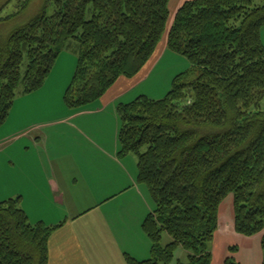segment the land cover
Wrapping results in <instances>:
<instances>
[{
    "label": "trees",
    "instance_id": "1",
    "mask_svg": "<svg viewBox=\"0 0 264 264\" xmlns=\"http://www.w3.org/2000/svg\"><path fill=\"white\" fill-rule=\"evenodd\" d=\"M32 2L6 13L11 0H0V128L17 91L42 88L72 42L79 47L64 103L75 110L138 75L166 36L167 50L191 70L162 99L139 96L117 108L118 155L135 156L136 183L154 207L141 226L149 259L124 261L170 264L180 248L187 259L176 264H212L220 205L232 196V227L243 237L261 234L264 264V0H188L169 27L170 0H42L19 24ZM20 203L0 201V264H48V240L63 223L32 225ZM164 233L171 242L162 246Z\"/></svg>",
    "mask_w": 264,
    "mask_h": 264
},
{
    "label": "crops",
    "instance_id": "2",
    "mask_svg": "<svg viewBox=\"0 0 264 264\" xmlns=\"http://www.w3.org/2000/svg\"><path fill=\"white\" fill-rule=\"evenodd\" d=\"M185 1L188 0H170L168 6L171 17ZM161 41L158 45L162 48L160 51L167 47L166 36ZM158 56L154 53L144 69L132 79L121 77L98 102L87 108L75 109L71 114L64 113L63 119L50 124H30L24 129L14 127L15 137L27 141L25 149L30 146L45 151L43 147L47 145V137L42 128L68 125L85 143L92 145L95 156L103 155L105 158L99 164L86 166L87 158H90L87 152H68L65 156H59L49 151L47 162L52 170L42 168L40 172L34 171L32 165L24 164L19 175L15 173V177L26 188L30 186L29 192L8 193L0 198V201L20 198L21 208L32 225L43 223L55 227L63 223L51 233L48 240V264H126V255L137 261L147 260L149 253H144L138 231L142 221L135 218L133 205L124 219L122 211L135 197L144 207L143 218L151 212L152 207L143 206L138 193L130 194L131 190H137L134 184L136 172H127L122 161L117 160L119 149L115 131L111 140H105L101 138L102 132L98 133L102 122H94L97 115L112 110L118 103H124L122 101L125 97L136 94L134 89L149 78ZM19 120L21 118L16 116L15 126ZM0 129L2 131L3 126ZM98 141L102 142L105 149ZM135 164L136 161L132 159V170ZM147 243L145 246H149L150 252L151 244ZM141 254L143 257H140Z\"/></svg>",
    "mask_w": 264,
    "mask_h": 264
},
{
    "label": "rangeland",
    "instance_id": "3",
    "mask_svg": "<svg viewBox=\"0 0 264 264\" xmlns=\"http://www.w3.org/2000/svg\"><path fill=\"white\" fill-rule=\"evenodd\" d=\"M19 1L21 0H11V5L8 6L6 13H12V11H15V7L19 5ZM253 1L256 5L262 4L261 0ZM41 2L42 0H33V2L24 10V14L18 20V23L23 24L35 17L38 13ZM172 19L173 17L170 15L168 27L170 26ZM260 37L264 48V27L260 31ZM76 45V42H72V47L69 50L61 52L52 68V71L50 72V77L48 76L49 79L45 81L44 85L38 90V92H33L31 95L29 94L24 97L25 95L18 93L20 89L17 91L16 100L11 106L12 108L9 111L8 116L5 118L6 121L3 125L2 131L0 129V198L8 193L15 194L17 192L18 194V192L23 191L26 193L29 192L30 186L29 188H26L25 185L20 184L19 179L15 177V173L19 175L24 164L32 165V170L34 171L38 170L40 172L42 168L52 170L50 164L47 162V158L50 157V152L52 155L57 154L59 156H65L68 152H71L72 154L77 153V151L87 152L88 157L90 158H87L88 164L86 163V166H89L90 164H99L103 159L105 160L103 155L95 156V153L92 151V145L90 143H85V141L79 137V134L68 125L55 128L51 124L52 127L42 128V131L47 137V145L46 147H43L45 148V151L33 149L30 146L28 149H25L24 147L26 146L27 141L17 139L15 137L14 127L24 129L29 127L30 124H50L52 121L63 119V117H65L64 113L71 114L74 112V110L70 109L64 103V96L67 88L72 82L71 80L75 71L74 68L77 62L75 52L77 47H79V45ZM161 49L162 48L158 46L155 51L156 56L159 55V58L155 62V66L150 72L149 78L134 89L136 94L125 97L122 102L130 103L141 94L144 96L146 95L148 98L153 100L162 99L171 90L173 80L179 76V74L187 73L191 70L192 65L189 63L187 58L179 53L177 54L167 50V48L160 51ZM119 105L120 103H118L115 107L113 106L112 110L107 111L102 115H97L96 121L94 122H102L99 124L101 130H99L98 133L102 132L101 138H104L105 140H111V136L114 131L117 138L120 129V116L117 113ZM260 108L264 111V101L261 103ZM17 110L18 112L16 113ZM16 116H19L21 120H19L15 126ZM87 117L91 118L93 116ZM93 139L96 140V137ZM98 143L102 145L103 149H105V146L101 141H98ZM117 144L119 149L118 138ZM118 154L117 160L122 161L123 165L126 166L127 172H136L134 184L136 185L137 190H131L130 194L134 195V193H138L141 195L140 197L141 201H143V206L152 207V212L154 207L151 196L144 185L136 183L137 160L135 156L127 154L124 155V157H120ZM132 159L136 161V164L134 165L135 168L133 167V170ZM26 160H28L27 163L25 162ZM31 160L32 163H30ZM66 164L67 166H70L69 163ZM54 167L55 165L53 168ZM15 198L18 197H14L12 199ZM128 204L129 205L124 207L122 211V217L124 219L125 216L127 217L129 215L130 207L133 205L136 215L135 218L138 219V221H142L138 227V231L140 240L143 242L144 253H146V251L149 253V246H145L147 243L145 239L147 241L148 239L141 230L142 223L146 218H143L144 207H142L139 199L137 200L136 197ZM218 216L219 229L214 236L213 242L210 244L212 264H223V261L226 258H233L234 261L239 264H261L263 256L262 249L260 248L261 234H257L252 237H243L237 234L234 231V227H232L234 218L232 196H228L221 202ZM161 242L162 246H164L171 241L167 234L164 233ZM230 249H235L236 251L232 252ZM174 253V258L170 264H176L177 260H180L182 263L186 262L187 253L182 249L178 248ZM140 257H143V255L141 254ZM149 257L150 254L148 258Z\"/></svg>",
    "mask_w": 264,
    "mask_h": 264
}]
</instances>
